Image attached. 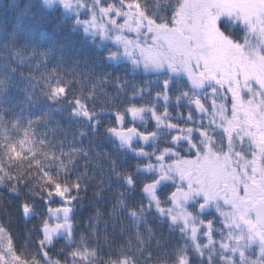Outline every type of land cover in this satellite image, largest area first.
Here are the masks:
<instances>
[{
  "label": "snow or ice",
  "instance_id": "1",
  "mask_svg": "<svg viewBox=\"0 0 264 264\" xmlns=\"http://www.w3.org/2000/svg\"><path fill=\"white\" fill-rule=\"evenodd\" d=\"M0 264H264V0H0Z\"/></svg>",
  "mask_w": 264,
  "mask_h": 264
},
{
  "label": "trees",
  "instance_id": "2",
  "mask_svg": "<svg viewBox=\"0 0 264 264\" xmlns=\"http://www.w3.org/2000/svg\"><path fill=\"white\" fill-rule=\"evenodd\" d=\"M55 23V21L53 22ZM51 40L55 42L57 45H64V56H65V64L70 65L72 60L80 59L81 61L84 60L85 57L91 55V49L87 46V44L82 39L80 33H70L68 29L64 26H59L58 28H53L50 30ZM47 46V44L45 45ZM59 55V53H57ZM27 71V69H25ZM25 81H21L20 85L23 87L25 85ZM9 95L12 97L10 103L15 106V110L19 111L20 108L24 107L25 96L24 93L13 89ZM46 104L42 103L38 106H28V110L33 112H40L44 110ZM56 119L59 120L60 124L73 128L75 127L74 123L68 121L63 115L55 114Z\"/></svg>",
  "mask_w": 264,
  "mask_h": 264
}]
</instances>
